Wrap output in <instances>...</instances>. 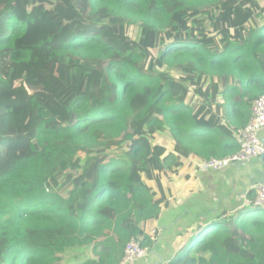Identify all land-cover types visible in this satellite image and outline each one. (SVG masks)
<instances>
[{
  "label": "trees",
  "instance_id": "obj_1",
  "mask_svg": "<svg viewBox=\"0 0 264 264\" xmlns=\"http://www.w3.org/2000/svg\"><path fill=\"white\" fill-rule=\"evenodd\" d=\"M262 96L261 2L0 0V264L152 248L174 180L234 154ZM186 239L170 264H264V209L250 196Z\"/></svg>",
  "mask_w": 264,
  "mask_h": 264
},
{
  "label": "crops",
  "instance_id": "obj_2",
  "mask_svg": "<svg viewBox=\"0 0 264 264\" xmlns=\"http://www.w3.org/2000/svg\"><path fill=\"white\" fill-rule=\"evenodd\" d=\"M260 137L263 141L264 129ZM202 160L209 159L199 161ZM199 161L194 163L192 171H183L174 180L177 188L175 203L162 214L157 227L151 231V237L157 235V239L153 240L152 248L147 247L148 256L135 264H170L175 261L189 244L186 239L175 248L174 242L179 236L209 217L244 207L250 196L255 198L254 187L264 182V159L261 158L246 164H234L221 171L198 170L195 165Z\"/></svg>",
  "mask_w": 264,
  "mask_h": 264
},
{
  "label": "built area",
  "instance_id": "obj_3",
  "mask_svg": "<svg viewBox=\"0 0 264 264\" xmlns=\"http://www.w3.org/2000/svg\"><path fill=\"white\" fill-rule=\"evenodd\" d=\"M264 4V0H256ZM264 129V96L259 98L252 108L250 121L240 132L237 142L239 149L236 153L223 157L202 160L197 163L196 169L204 171H221L234 164H246L261 158L264 153V145L260 137V132ZM255 198L254 204L264 209V182L254 187ZM246 204H249L247 202ZM155 234V232H152ZM157 235L152 236L156 240ZM149 248H144L141 242L136 239L130 240L125 248L121 264H135L148 256Z\"/></svg>",
  "mask_w": 264,
  "mask_h": 264
},
{
  "label": "rangeland",
  "instance_id": "obj_4",
  "mask_svg": "<svg viewBox=\"0 0 264 264\" xmlns=\"http://www.w3.org/2000/svg\"><path fill=\"white\" fill-rule=\"evenodd\" d=\"M253 1H256V0H253ZM256 2H258V1H256ZM132 32H133V28H132ZM129 33L131 34L130 29H129ZM18 85H21V83L19 82ZM67 101L64 100L63 105H65L67 103ZM59 114H60V116H63V117L67 116L63 106L60 108ZM245 238L246 237H244L243 235H235L232 238L231 247H229V249L232 251L240 252L244 256H249L250 255L249 247H248L247 240Z\"/></svg>",
  "mask_w": 264,
  "mask_h": 264
},
{
  "label": "water",
  "instance_id": "obj_5",
  "mask_svg": "<svg viewBox=\"0 0 264 264\" xmlns=\"http://www.w3.org/2000/svg\"><path fill=\"white\" fill-rule=\"evenodd\" d=\"M262 142H263V145H264V140H263ZM261 159H264V153H263V155L261 156Z\"/></svg>",
  "mask_w": 264,
  "mask_h": 264
}]
</instances>
